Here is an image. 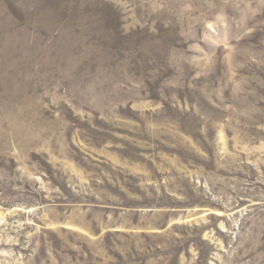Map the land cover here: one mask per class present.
Here are the masks:
<instances>
[{"label": "rangeland", "instance_id": "1", "mask_svg": "<svg viewBox=\"0 0 264 264\" xmlns=\"http://www.w3.org/2000/svg\"><path fill=\"white\" fill-rule=\"evenodd\" d=\"M0 264H264V0H0Z\"/></svg>", "mask_w": 264, "mask_h": 264}]
</instances>
